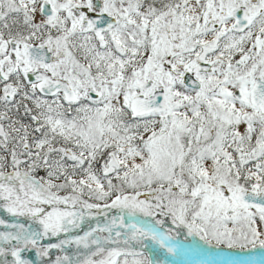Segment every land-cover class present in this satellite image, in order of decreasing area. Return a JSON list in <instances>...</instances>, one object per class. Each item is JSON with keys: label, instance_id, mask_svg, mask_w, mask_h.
Instances as JSON below:
<instances>
[{"label": "snow or ice", "instance_id": "snow-or-ice-1", "mask_svg": "<svg viewBox=\"0 0 264 264\" xmlns=\"http://www.w3.org/2000/svg\"><path fill=\"white\" fill-rule=\"evenodd\" d=\"M0 264H264V0H0Z\"/></svg>", "mask_w": 264, "mask_h": 264}]
</instances>
